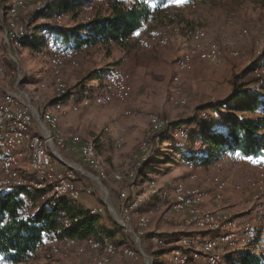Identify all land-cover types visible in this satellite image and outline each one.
Returning a JSON list of instances; mask_svg holds the SVG:
<instances>
[{
  "label": "rangeland",
  "instance_id": "1",
  "mask_svg": "<svg viewBox=\"0 0 264 264\" xmlns=\"http://www.w3.org/2000/svg\"><path fill=\"white\" fill-rule=\"evenodd\" d=\"M1 1L3 2L0 3V69L2 71V74L0 73V87L5 88L6 91L13 90L20 93L23 100L32 106L37 120L41 110L47 105H51L53 103L51 101H55L59 94L58 82L63 84L66 91V89L77 86L86 72L109 66L118 71L127 72L130 76L131 93L125 100L115 99L117 101L112 100L108 104L96 103L94 97L101 91V88H99L97 80H93L86 84V90L90 89L92 92L88 98L90 102L84 105L82 103L84 98L77 100L78 95L73 94L66 97L65 103H63L65 108L57 112L60 129L65 134L74 133L82 139H95L98 152L104 160L103 167L106 178L96 179V181H99L103 188H106L107 194H104L98 185L91 184L87 178L81 177L80 185L91 184L92 192L85 198L82 197L71 202L72 204H84L89 207L88 209L94 206L102 207L104 211L101 214V220L105 225L111 226V222L118 223L119 220L117 221V219L121 217L119 216L121 203L118 197L119 192L127 191L129 195H138L144 183L143 179L151 177L155 179L159 187L171 186L181 180L186 181L187 185L201 187L208 192L205 202L204 199L201 202V207L204 210L211 212L219 210L223 214L237 218L241 225H248V230L241 229L238 231L237 238L234 239L237 249L240 246H245L251 239L248 236L250 228L254 233L260 231V239L264 240V157H259L261 162H257L258 157L243 159L227 153L215 158L213 162L222 159L215 165L217 168L212 165L203 169L202 166L197 169H194V165L187 167L180 160L179 154L172 149L173 146L168 145L167 140L158 145V136L153 134L156 129L151 122V119L155 117L162 123H168V121L193 116L199 111V123L208 125L216 119L213 112L200 107L206 103L226 98L232 89L233 75L245 68L261 50L264 44V0H213L209 3H197L195 5V1L189 4L180 0L169 2L170 5L175 3L184 5L183 8L178 9V12L175 7L179 6H173L176 11V23L180 19L192 21L191 24L199 26L204 33L205 41L212 40L218 43V63L203 61L194 56L189 68L180 71L175 65L181 51L190 45L186 35L189 29H185L184 33L178 24H167L154 29L159 31L166 28L167 33L170 31L168 34L171 36L169 35L168 40L153 42L151 47L145 50L140 46V41L145 38L149 30L153 29L140 28L132 34L135 44L129 49L122 50L112 45L109 50H105V47L95 45L82 55L79 52L73 61H64L59 68V78L54 77L51 73L50 59L46 52L48 51L47 45H44L39 51L32 48V45L35 44L34 40L15 47L11 44L6 45L4 38L7 24L6 5L11 0ZM48 2V0H27L25 6L18 9L20 22L24 21L23 24L26 23L27 26V39L33 34L37 22L44 20L43 18L35 20L34 17L37 11L43 9ZM87 7V11L83 9L82 16L89 15L90 6ZM56 12L57 8H54L51 15ZM173 12L171 11V13ZM55 15L59 17H54L53 20L56 23H61L62 26L71 25L74 22L71 21L69 15L62 17L60 14ZM172 29L174 32L171 31ZM40 33L38 32L39 36H41ZM42 35L43 40L49 38L52 46L57 47L51 36L46 33ZM193 51V55H195L196 52ZM196 60L199 63H196ZM175 73H179V81L176 84L185 98V104H179L169 99L171 90L175 88L172 80ZM131 76L136 79L134 91ZM261 77H264V73ZM246 78L251 79L248 84L252 88H256L258 85L252 79H261ZM73 103H75L76 109L70 108ZM126 111H129V114H126ZM179 127L181 130H174L171 135L175 139L186 141L189 137V128L184 137L180 132H186L187 126L181 125ZM118 139L122 141L119 146H117ZM180 141H176V143H184ZM142 142H147L150 147L144 153L141 152L140 155L139 145ZM157 147L162 151V155L157 157V161L162 162H155L153 167L147 168L143 173V167L149 159L151 151ZM190 147L194 153L198 152L201 143L199 140H195ZM142 155L145 157L141 162H138L139 158L134 157H142ZM166 156L171 157V164H167L168 160H163ZM138 164L140 166H137ZM113 172L120 173L122 175L121 180L113 179ZM148 172L150 175L146 174ZM130 173L133 174V177H129ZM108 174L111 179L107 180ZM190 174L193 175V179L188 180ZM215 176L219 177L225 184V189H223L219 199L212 197L216 193L212 183ZM236 177L237 180L235 181ZM246 178L253 181L262 180V187L258 189L249 186L245 183ZM238 183H240V189L236 188ZM228 185L231 189H226ZM148 204L146 203L144 206ZM83 207L85 208V206ZM176 216L181 219L184 225H188L179 215H169V220L163 219L159 215L162 220L160 231H174L173 234L171 233L173 236L183 233L182 231L190 233L188 235L200 234L192 227L186 228L180 223L174 224ZM261 217L262 219H259ZM152 218L153 215L149 218L148 225ZM131 224L133 234L123 230L121 231L122 236L120 233V235L111 237L113 241H118V244H116L117 252L108 264H172V257L169 252L167 256H164V260L152 254L159 246L155 241L157 237L150 239L143 237L147 233L146 230L142 231L141 234H136L135 216H132ZM222 228L223 230L228 229L226 226ZM157 235L162 237L164 234H154V236ZM52 242L55 241L48 244L50 245ZM48 244L38 254L40 263L88 264L93 254L89 249H86L83 254L75 253L74 249L69 251L67 255L54 254L50 251ZM124 247L134 250L136 255L133 257L123 255L121 251ZM140 248L143 257L140 256ZM222 248L218 264H230L235 256V251L231 252L236 248L229 249V251H227V246ZM261 249L262 246L258 247L257 252ZM196 264H207V262L200 259Z\"/></svg>",
  "mask_w": 264,
  "mask_h": 264
},
{
  "label": "trees",
  "instance_id": "2",
  "mask_svg": "<svg viewBox=\"0 0 264 264\" xmlns=\"http://www.w3.org/2000/svg\"><path fill=\"white\" fill-rule=\"evenodd\" d=\"M48 1L34 17L35 20L41 18L44 20L37 22L33 34L22 41V44H25L34 40L35 44L32 48L36 51L45 45V38L44 40L41 38L43 33L52 37L57 48L69 43L79 49L82 55L95 45L105 47V50H109L112 45L127 50L135 44L132 34L140 28L154 29L167 24H178L183 30L200 29L199 26L191 24L192 21L180 19L176 23V11L173 6H179L175 7L178 12V9L183 8L184 5L179 3L170 5L171 0ZM212 1L195 0L194 5ZM84 6H90L88 16L81 15ZM54 8H57L55 14H60L61 17L69 15L74 22L64 26L56 23L52 17L55 14L51 15ZM38 32H41V36ZM263 62L264 44L256 57L238 74L233 75L232 89L226 98L201 105V109H208L215 114L216 119L211 124L198 122L200 111L190 117L168 121L162 130L153 133L158 136V145L167 140L168 145L173 146L172 149L179 154L180 160L187 167L194 163L208 166L215 158L227 153L243 159L264 157V77L252 79L258 84L256 89L248 84L251 79L245 76L247 69ZM118 72L121 71L110 66L90 70L85 73L77 86L66 89L64 97L77 94V100L89 98L92 93L90 89L86 90L89 81L97 80L102 91L106 81ZM181 125L189 128V137L186 141H180L171 135ZM195 140L200 141L201 148L194 153L190 146ZM176 141L184 143L177 144ZM158 148L151 151L142 172L153 167L155 162H162L157 161V157L162 155V151ZM163 160H168L167 164L172 163L171 157L166 156ZM23 193L28 196V202L22 201ZM38 193L36 190L27 193L22 187L0 189V259L8 264H48L40 263L38 254L51 241L67 237L82 239L87 235L95 238L103 236L111 238L120 235L123 231V227L118 223L111 222V226H107L102 222L101 214L92 213L90 209H85L80 204H72L71 202L74 201L68 198L38 202ZM61 217L71 220L70 225L63 227L57 223L56 219ZM248 236L251 239L245 246H240L239 249L236 248L231 252L235 251V256L230 264H264V240L260 239V231L254 233L250 228ZM143 237L150 239L160 236L145 233ZM114 243L116 245L118 241ZM169 243L160 244L152 254L164 260V256L176 247L175 244ZM260 246L262 249L257 252Z\"/></svg>",
  "mask_w": 264,
  "mask_h": 264
},
{
  "label": "bare ground",
  "instance_id": "3",
  "mask_svg": "<svg viewBox=\"0 0 264 264\" xmlns=\"http://www.w3.org/2000/svg\"><path fill=\"white\" fill-rule=\"evenodd\" d=\"M26 1L27 0H11L9 4L6 5V27L25 26L27 30L26 23L23 24L24 21L20 22L18 17V9L24 7ZM180 1L189 4L193 3L195 0ZM83 9L88 10V7L84 6ZM54 17L58 18L59 16L55 15L53 18ZM171 31L174 32L173 29ZM168 33L166 28L159 31L155 29L149 30L145 38L140 41V46L146 50L151 47L150 45L153 42L158 43L160 40H168L170 35ZM186 35L189 38L188 41L190 45L181 52V55L176 61V66L180 71L189 68L194 56L203 61L218 63V43L212 40L205 41L204 33L199 29H189ZM27 36V33H10L7 38V44H11L14 47L20 46L22 41L27 39ZM4 38L6 41V30ZM45 45L48 47V51L46 52L50 59L51 73L54 77L59 78L60 65L66 60L70 62L73 61L74 58H77L76 56L79 54V50L69 43L60 48L54 47L52 43L49 42V38L48 40L45 38ZM193 50L196 52L195 55H193ZM0 73L2 74L1 69ZM263 73L264 62L251 67L247 70L245 76L250 78H262L261 75ZM178 74L175 73L173 76L172 80L173 84H175V88L171 90L169 99L179 104H185V98L182 96L181 90L176 84V82L179 81ZM119 80L122 81L117 83ZM58 91L59 94L56 96L55 101H51L53 103L44 107L40 112L38 122L41 127L37 126V122L34 119L24 118V121H22V116L11 115V108H9V105L6 104L5 100H2L0 96V112L3 115H9L8 124H6V119H0V189L6 187H22L27 193L36 190L39 192L37 198L38 202L47 199L58 201L61 198H68L72 201H76L81 197L80 194H91L92 188L90 185L79 187L80 192L75 189V185H78V178L84 174L80 173L77 165L70 164L67 167H63L61 161H59L60 155H57V150L54 149V144L58 146H70L75 145V141H79L85 149H88L90 153V167L93 168L94 173H97V179H103L102 170L104 168V160L98 152L95 139H82L77 134H65L60 129L57 112L64 108L65 105L63 103H65L64 101L66 99V97H64L65 87L60 82H58ZM130 91L131 84L129 74L127 72H118L106 81L104 89L95 95L94 101L98 104H108L115 99L125 100L131 93ZM6 93H8L9 96H16L18 92L12 90L6 91ZM88 102H90L88 98L82 100L84 105ZM74 104L75 103L70 106L71 109H76ZM26 105L28 104L26 103ZM125 113L129 114V111ZM151 122L158 131L162 130L167 124L166 122L162 123V121L157 120L155 117L151 119ZM44 130H46L47 133ZM180 130V127L175 129V131ZM180 133L185 137L188 130L186 132L181 131ZM16 137H22L23 139H17ZM121 143V139H118L117 146L121 145ZM149 147L150 145L147 142H142L139 145V154L141 152L144 153ZM42 155L43 159H47L52 167L58 169L59 172L64 173L68 177H62V179L52 178L51 172L46 171L45 166L40 165L39 158H42ZM134 157L139 158L138 162H141L144 160L145 155H142V157ZM259 157L263 156H258L257 162H261ZM221 160L222 159H218L216 162L212 161L211 165L217 168L215 165ZM193 165L194 169L201 166L200 163H194L189 166ZM137 166L140 165L138 164ZM112 176L116 181L122 178V175L118 172H113ZM129 177H133V174L130 173ZM189 179H193L192 174L189 175L188 180ZM212 181L216 191V193H214V198L219 199L221 198L222 191H224L223 189H225V184L217 176L213 177ZM143 182L141 192L138 195H129L127 191L118 193V195H124L126 193V197H121L120 208L122 210V218L116 219L117 221L119 220L118 223L123 227L125 232L133 234L131 219L132 216H135L134 226L136 228V234H141L142 231L144 232V228L149 221V215L153 213L165 210L163 213L167 217L172 214L183 216L185 221L193 225L200 234H184L176 241H173L176 247H174L170 253L172 264H196L200 259H204L207 264H218L220 261V253L223 249L222 247L227 246V251L236 248L234 239L237 238L238 231L241 229L248 230V225H241V223L237 221V218L223 214L219 210L214 212L204 210L201 207V202L205 199L207 192L201 187L187 185L186 181L181 180L171 186L159 187L153 177L145 180L143 179ZM245 183L258 189L262 187V180L253 181L252 179L246 178ZM239 187L240 183L236 184V188L238 189ZM21 197L23 202L29 201L26 193H23ZM146 202H149V205L143 208ZM142 208L143 210H141ZM90 210L95 214H102L104 211L102 207L98 206L91 207ZM56 221L63 227L69 226L71 222V220L65 217L57 218ZM223 226H226L228 229L223 230ZM155 239L158 245L164 244L166 240L162 237H157ZM169 244H171V242ZM72 249H74L77 254H83L86 249L91 250L93 254L88 264H108L117 252V247L113 239L106 236L95 238L87 235L82 239L67 237L50 244V251L54 254L67 255ZM121 252L123 255L129 257L136 255V252L128 247L122 248ZM0 264L8 263L0 259Z\"/></svg>",
  "mask_w": 264,
  "mask_h": 264
},
{
  "label": "built area",
  "instance_id": "4",
  "mask_svg": "<svg viewBox=\"0 0 264 264\" xmlns=\"http://www.w3.org/2000/svg\"><path fill=\"white\" fill-rule=\"evenodd\" d=\"M10 33L25 34L27 33V30L25 26L6 27V45H7V38ZM121 81L122 80H119L117 83H120ZM0 96L2 100H5V103L9 105V108H11V115L22 116V121H24V118L34 119L37 122V126L41 127L37 118L34 116L33 109L30 106L26 105V102L23 100L21 94L17 93L16 96H9V94L6 93V89L0 87ZM8 116L9 115H3L0 112V119H6V124H8ZM186 130H188V127L186 128ZM44 131L47 133L46 130ZM16 138L23 139L22 137H16ZM49 138L51 139L50 135ZM54 149L57 150V155H62L65 160H70L72 165H77L80 173L84 174V177L87 178V180H89L91 184L98 185L100 189H102L103 193L107 194L106 188H103L102 184L99 181H96V176L94 174L93 168L90 167V153L88 149H85V147L82 144H80L79 141H75V145H70V146H58L57 144H54ZM237 157L240 158V156ZM39 159H40V165L45 166V170L51 172L52 178L62 179V177H68L64 173L59 172L58 169L52 167L50 163H48L47 159H43V155L42 158ZM75 189L78 190V192H80L79 185H75ZM118 197L121 200V197H126V193L124 195H118ZM167 201L169 202L168 198ZM119 212H120L119 216H121L120 218H122V210L120 208V205H119ZM168 242L171 241L165 240L164 244ZM140 256H142L141 248H140Z\"/></svg>",
  "mask_w": 264,
  "mask_h": 264
},
{
  "label": "crops",
  "instance_id": "5",
  "mask_svg": "<svg viewBox=\"0 0 264 264\" xmlns=\"http://www.w3.org/2000/svg\"><path fill=\"white\" fill-rule=\"evenodd\" d=\"M185 41V40H184ZM185 43H186V41H185ZM186 46V45H185ZM183 51V50H182ZM181 51V52H182ZM180 55H181V53H180ZM156 58V57H155ZM157 59V58H156ZM157 62V61H156ZM160 63H162L161 61H160ZM196 63H199L197 60H196ZM176 66V65H175ZM131 78H132V88H133V91H134V89H136V79H135V77L134 76H131ZM20 94V93H19ZM221 100V99H220ZM219 101V100H218ZM31 108H32V106L28 103V102H26ZM65 108V107H64ZM176 120H178V119H176ZM59 161H61V163H62V165H63V167H67V166H69L70 164H71V162H67V160H65L64 159V157L62 156V155H60V159H59ZM201 166H202V169L204 168V167H207V165H204V164H201ZM208 166H211V164L210 165H208ZM208 168V167H207ZM143 173H145V172H143ZM95 174V176H96V179L98 178L97 177V173H94ZM147 175H150L149 174V172L148 173H146ZM156 174H158V173H156ZM158 176V175H157ZM81 177H84V175H82ZM81 177H79L78 178V182H77V184L79 185V187H83L84 185H88V184H84V185H80V179H81ZM102 177H103V179L104 178H106V174H105V172H104V168H103V170H102ZM183 178H185V177H183ZM108 179H111V176L108 174V178H107V180ZM227 179V178H226ZM230 180H232V178H229ZM99 180V179H98ZM237 180V177L235 178V181ZM204 184V183H203ZM141 189V188H140ZM226 189H231V187H230V185H228L227 186V188ZM207 192V191H206ZM207 194H208V192H207ZM207 194H206V196H205V199H204V202H205V200H206V197H207ZM85 198V197H87V195H81V197L80 198ZM212 197L214 198V195H212ZM89 202V201H88ZM146 203H149V202H146ZM145 203V204H146ZM144 204V205H145ZM143 205V208H145L146 206H144ZM149 205V204H148ZM147 205V206H148ZM82 206H85V208H89L87 205H82ZM93 206V205H92ZM205 208V207H204ZM205 209H207V208H205ZM155 214V215H154ZM153 215V218H152V221L149 223V225H148V223L146 224V226H145V228H144V231L146 230L147 231V233H150L151 235H154V234H164V235H162V237L163 238H165L166 240H169V241H174L173 239H177L180 235H183V234H190V233H188L187 231H182L183 233H181V234H179V235H171V233L172 232H174V231H160L161 230V227H162V220L160 219V217L161 218H163V219H166V220H169L170 218L169 217H167L164 213H163V211H161V212H156V213H153V214H151V215H149V218L151 217ZM159 215H160V217H159ZM172 215H176V214H172ZM182 219H183V221H184V223L185 224H188L186 221H185V219L183 218V216H181V215H179ZM175 221H174V224H178V223H180L181 225H184L183 223H182V221H181V219H179V217H175V219H174ZM149 222V221H148ZM147 225H148V227H147ZM184 226H186V228H191L192 227V229L193 230H196L197 231V229L196 228H194V226L192 225L191 226V224H188V225H184ZM192 230V231H193ZM199 232V231H198ZM165 233H167V234H165ZM173 234V233H172ZM192 235V234H191ZM172 239V240H171Z\"/></svg>",
  "mask_w": 264,
  "mask_h": 264
}]
</instances>
